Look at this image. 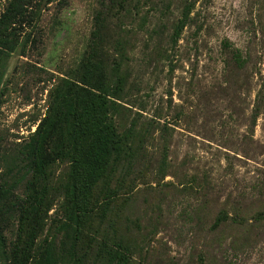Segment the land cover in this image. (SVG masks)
Here are the masks:
<instances>
[{
  "label": "rangeland",
  "instance_id": "rangeland-1",
  "mask_svg": "<svg viewBox=\"0 0 264 264\" xmlns=\"http://www.w3.org/2000/svg\"><path fill=\"white\" fill-rule=\"evenodd\" d=\"M26 16L0 89V264L31 230L26 264L47 244L63 264H264V0H33ZM89 53L119 83L123 144L77 226L68 162L37 173L27 147Z\"/></svg>",
  "mask_w": 264,
  "mask_h": 264
},
{
  "label": "trees",
  "instance_id": "trees-1",
  "mask_svg": "<svg viewBox=\"0 0 264 264\" xmlns=\"http://www.w3.org/2000/svg\"><path fill=\"white\" fill-rule=\"evenodd\" d=\"M32 1L10 0L0 15V89L5 83L8 60L22 44L17 37L16 26L25 21ZM185 23L186 14L176 24L174 38L179 36ZM79 70L78 79H64L56 90L47 113L37 125L27 147L31 164L37 173H43L45 167L56 160L68 162L64 186L66 218L77 226H80L87 213L94 189L108 177L113 162L119 158L123 144L114 120L119 83L114 88L109 86L103 64L92 53L82 59ZM25 212L28 214L29 210ZM33 241L34 232L31 230L26 249L14 245L8 253L7 262L26 264ZM76 245L74 239L69 250L72 259L76 254ZM108 256L109 261L115 258L119 260L111 253ZM37 262L63 264L55 256L50 244L44 247Z\"/></svg>",
  "mask_w": 264,
  "mask_h": 264
}]
</instances>
